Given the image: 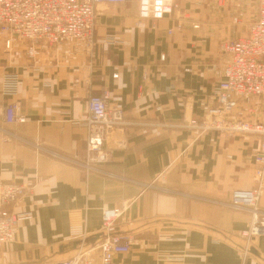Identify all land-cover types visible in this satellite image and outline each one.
Here are the masks:
<instances>
[{
    "label": "crops",
    "instance_id": "1",
    "mask_svg": "<svg viewBox=\"0 0 264 264\" xmlns=\"http://www.w3.org/2000/svg\"><path fill=\"white\" fill-rule=\"evenodd\" d=\"M189 1L176 0L180 10L156 27L138 25L136 2L99 5L93 50L69 41L56 51L40 47L30 60L24 43L6 50L0 40V179L27 188L14 210L32 216L13 243L0 246V264L70 259L74 236L85 233L86 244H95L103 211L124 203L130 208L113 232L133 242L112 264H264V236L240 259L239 234L252 219L228 205L235 191L257 188L259 138L216 131L198 138L186 123L215 105L228 61L221 44L249 26L234 23L233 10ZM4 73L20 76L15 98L2 92ZM105 93L128 125L110 136V161L86 173L83 120L89 98ZM14 100L24 124L5 123ZM252 107L258 99L240 101L237 111Z\"/></svg>",
    "mask_w": 264,
    "mask_h": 264
},
{
    "label": "built area",
    "instance_id": "2",
    "mask_svg": "<svg viewBox=\"0 0 264 264\" xmlns=\"http://www.w3.org/2000/svg\"><path fill=\"white\" fill-rule=\"evenodd\" d=\"M226 1L216 0L220 7H224ZM256 1L257 14L248 27L247 35L221 44L220 49L228 61L223 79L215 89V105L209 107L202 118L186 121L198 138L211 131L229 137L254 135L259 138L254 171L257 188L235 191L229 204L235 211L249 212L252 217L249 228L239 234L244 242L240 255L243 262L251 253L253 240L264 236V211L260 207L264 194V0ZM130 2L137 3L138 25L152 22L156 27L159 21L175 13V0H0V39L6 50H11L16 42L24 43L30 60L40 55V47L56 51L69 41L84 43L87 49L93 50L97 7ZM172 32L169 30V33ZM107 42L117 44L114 38H109ZM19 89L20 76L4 73L3 94L15 98ZM261 98L263 103H259L260 107L249 108L247 114L237 111L240 101ZM87 107L88 114L83 120L88 130L86 162L81 167L89 173L95 165L110 161L108 140L114 131L126 127L128 121L123 109L110 102L109 93L91 96ZM4 117L8 125L27 122L18 100L7 105ZM26 192L27 188L19 183L0 179V246L13 243L18 225L32 217L28 212L14 210ZM129 208L130 203H124L121 207L105 209L99 240L89 246L85 233L82 237L75 235L74 238L79 241L76 254L57 264H112L117 256L128 254L132 236L116 234L113 229Z\"/></svg>",
    "mask_w": 264,
    "mask_h": 264
},
{
    "label": "rangeland",
    "instance_id": "3",
    "mask_svg": "<svg viewBox=\"0 0 264 264\" xmlns=\"http://www.w3.org/2000/svg\"><path fill=\"white\" fill-rule=\"evenodd\" d=\"M195 2L198 4H202L203 6L206 7L213 2V5L216 9L220 7L217 5L216 0H190L188 3L191 4ZM221 9L231 10V11L233 10V12H236L233 16V22L240 25L243 24L242 26H244L246 29L247 26H249L250 23H252L255 20L258 5L256 0H227L224 3V7H222ZM179 10L180 7L178 6L175 0V13ZM258 100L259 103H263L262 98ZM262 113H264V110L262 111ZM230 202L228 203V205L230 204Z\"/></svg>",
    "mask_w": 264,
    "mask_h": 264
},
{
    "label": "water",
    "instance_id": "4",
    "mask_svg": "<svg viewBox=\"0 0 264 264\" xmlns=\"http://www.w3.org/2000/svg\"><path fill=\"white\" fill-rule=\"evenodd\" d=\"M99 238V237H98Z\"/></svg>",
    "mask_w": 264,
    "mask_h": 264
}]
</instances>
